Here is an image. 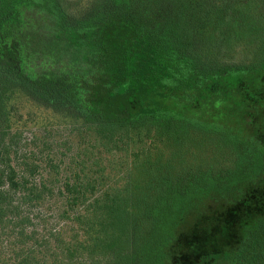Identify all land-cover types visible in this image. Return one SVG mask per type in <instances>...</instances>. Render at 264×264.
I'll list each match as a JSON object with an SVG mask.
<instances>
[{"label": "trees", "instance_id": "trees-1", "mask_svg": "<svg viewBox=\"0 0 264 264\" xmlns=\"http://www.w3.org/2000/svg\"><path fill=\"white\" fill-rule=\"evenodd\" d=\"M0 264H264V0H0Z\"/></svg>", "mask_w": 264, "mask_h": 264}, {"label": "rangeland", "instance_id": "rangeland-1", "mask_svg": "<svg viewBox=\"0 0 264 264\" xmlns=\"http://www.w3.org/2000/svg\"><path fill=\"white\" fill-rule=\"evenodd\" d=\"M26 109L24 110V114L25 112H29V105H26ZM37 110V109H36ZM34 110V112L38 115L41 116V112L39 114L38 111H41V110ZM35 118H34V121H31V122H28V126H27V135L30 136V133L33 132V133H38V130L39 128H41L42 124L43 125H46V124H49L48 122H46L43 118L39 119V124L36 125L35 123ZM59 138V137H57ZM192 151H195L194 155L190 156L191 160L194 162V163H198L201 161V158H204V157H212L213 156V148L210 146V145H207L206 143H202L201 144V147L199 149H196V148H191ZM216 156V154H215ZM195 216H190L186 222L182 225L181 227V230H182V234L183 235H186V234H190L194 231V226H195Z\"/></svg>", "mask_w": 264, "mask_h": 264}]
</instances>
